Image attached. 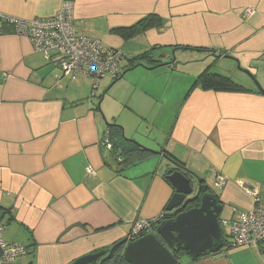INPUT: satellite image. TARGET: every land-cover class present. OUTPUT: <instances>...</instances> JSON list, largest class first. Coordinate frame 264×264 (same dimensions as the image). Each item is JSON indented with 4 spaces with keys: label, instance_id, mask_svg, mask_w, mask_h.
Returning <instances> with one entry per match:
<instances>
[{
    "label": "crops",
    "instance_id": "obj_1",
    "mask_svg": "<svg viewBox=\"0 0 264 264\" xmlns=\"http://www.w3.org/2000/svg\"><path fill=\"white\" fill-rule=\"evenodd\" d=\"M61 5L0 0V208L12 216L4 220L3 239L26 246L28 264H73L133 236L138 222L155 223L166 213L174 195L160 171L166 161L153 153L117 170L114 130L104 118L119 124L99 106L106 93L118 102L140 93L152 104L163 102L150 70L143 69L146 91L141 84L135 91L128 73L118 80L132 64L144 63L136 57L156 48L153 62L176 55L177 61L200 63L193 78L206 65L216 66L246 92L193 89L177 110L167 147L150 143L151 149L171 154L204 181L227 211L222 220L229 219V207L234 214L255 206L245 188L257 189L264 204V0H75L78 33L124 53L120 76L99 81L96 91L83 76H63L57 60L36 52L27 37L2 32L9 19L53 18ZM247 8L255 13L245 18ZM150 14L165 27L118 34ZM89 166L95 176L87 174ZM217 174L228 179L223 190L215 186ZM191 260L182 258L184 264H264V245Z\"/></svg>",
    "mask_w": 264,
    "mask_h": 264
},
{
    "label": "built area",
    "instance_id": "obj_2",
    "mask_svg": "<svg viewBox=\"0 0 264 264\" xmlns=\"http://www.w3.org/2000/svg\"><path fill=\"white\" fill-rule=\"evenodd\" d=\"M74 9L75 0H62L61 9L53 18L30 22L16 19L8 21L15 25L17 34L31 41L36 52L42 53L48 60L56 59L63 76L72 81L83 76L93 83V91H96L101 79H116L120 76L124 53L78 33ZM254 13L253 8H247L244 17ZM86 172L89 176H95L91 166L86 168ZM227 183L228 179L224 175L217 174L215 186L218 190H223ZM245 192L254 198L255 206L234 213L230 220H222L221 223L222 226H230L229 239L233 249L264 245V204L260 201L257 189L245 188ZM152 228V222H138L133 237L148 234ZM4 229L0 223V264H27L24 260L27 262L30 256L29 249L21 244L6 242L3 239Z\"/></svg>",
    "mask_w": 264,
    "mask_h": 264
},
{
    "label": "water",
    "instance_id": "obj_3",
    "mask_svg": "<svg viewBox=\"0 0 264 264\" xmlns=\"http://www.w3.org/2000/svg\"><path fill=\"white\" fill-rule=\"evenodd\" d=\"M143 66L140 64L129 68L118 80ZM172 66H177L175 57L172 61L164 64L150 68L144 67L151 71ZM244 71L250 77L252 76L249 71ZM255 82L260 88L258 82L256 80ZM104 98L105 94L99 106ZM100 113H103L101 107ZM104 122L108 128L113 125L106 118H104ZM116 126L120 127L125 137L124 128ZM140 148L141 150L145 149L141 146ZM152 152L162 156L166 161V165L160 168V171L165 173L174 189V195L165 209L166 213L156 222L151 233L141 234L137 238L130 236L118 242L111 250L105 249L84 256L73 264H104L113 257L115 250L120 247L124 249L123 256L128 264H179L175 255L181 252L192 260H197L219 254L226 247L221 225L224 205L219 202L217 196L212 192H203L201 182L198 179L187 177L188 171L166 154ZM195 202H198V206L189 208Z\"/></svg>",
    "mask_w": 264,
    "mask_h": 264
},
{
    "label": "rangeland",
    "instance_id": "obj_4",
    "mask_svg": "<svg viewBox=\"0 0 264 264\" xmlns=\"http://www.w3.org/2000/svg\"><path fill=\"white\" fill-rule=\"evenodd\" d=\"M174 57L176 59V64H177V68L175 70L168 67H162L154 71L152 70L147 72L152 74L151 75L152 79H155L154 77L158 76L155 79L156 91L154 92L158 93L156 95L159 97H162V95L165 93L163 97V102H160L158 104L155 102V104H152L149 98L146 97L148 99H145V96L141 95V93L139 95L142 96L143 100L139 99L140 98L138 97L139 95L136 97L130 95L128 98H123L122 102H118L117 100L118 98L114 100L115 98L110 97L111 96L110 92L109 95H107V93L105 94L106 97L100 106L101 110L103 112L106 107L109 109V113L115 115L116 122L124 127L125 130L124 140L128 142L134 141L136 144L140 145L141 147L151 151H156V150L151 149L150 143L154 145L156 143H160L162 147H167L166 141L168 139V135L170 133L171 127L174 123L179 106L182 104L183 100L186 98L187 94L189 93L194 83V80L202 72L206 70V67L208 68V66L206 65L205 68H202L200 70V73L193 78V76H191L193 74L195 75L193 70L195 69L197 70V68L202 67V65H200V63L187 64L177 61L176 55L172 56L171 61L172 59H174ZM147 63H148V58L145 59L144 63L141 62L138 64L149 67L146 65ZM164 63L167 62H161L156 64L155 66ZM124 64L125 63H122V66ZM144 66L142 68H138L137 70H134L133 72L128 73L129 76L127 75L135 83L136 86L135 91H138V89L136 88H139L140 84H141L140 89H142V87L144 89L145 87L146 84L145 81L147 79H145L146 71H143V69L144 70L147 69H145ZM215 67L216 66H214L213 68ZM213 68L211 67L212 71L219 74L221 73L217 70V68L216 69ZM102 80L103 79H101L100 82H102ZM143 91L146 90L144 89ZM98 93L99 94L95 98V100L97 101L96 103L99 104L100 102L99 97L102 96L103 94L101 89H99ZM170 96H173V98L168 99ZM109 123L111 124L112 120H109ZM195 189L197 190V188ZM226 212H227L226 210L223 212L221 216L222 219L226 217ZM232 214H233L232 208L229 207V213L227 216L229 219L227 220L231 219ZM222 229L225 232V234H230L229 225H223ZM24 262L27 263L25 260Z\"/></svg>",
    "mask_w": 264,
    "mask_h": 264
},
{
    "label": "trees",
    "instance_id": "obj_5",
    "mask_svg": "<svg viewBox=\"0 0 264 264\" xmlns=\"http://www.w3.org/2000/svg\"><path fill=\"white\" fill-rule=\"evenodd\" d=\"M4 27H7V28L4 29ZM4 27H2L3 33H6V34L17 33L15 25L11 24L10 21H6V26L4 25ZM164 27H165L164 22L158 15L150 14V15L144 17L142 20H140L139 23L135 27L127 28V29H123V30H117V31H118L119 35H121L123 37H127V36H130V34H132V33L142 35V34L147 33L150 30H153V29L154 30H161ZM156 49H153V50H150L148 52L141 54L140 56L136 57L134 59V61H145V59L148 58V61H149V63H151L152 66H155L156 64L161 63V62H153L154 61L153 60V53ZM181 49L188 50L189 48H181ZM198 50L202 51L200 49H198ZM206 53H209V52H206ZM211 53H214V52H211ZM131 67H134V64H132ZM195 88H200V89L205 90V91H215V92H246L244 87L238 85L236 82H234L228 76H225V75H222V74H219V73L212 71L211 67L206 68V70L204 72H202L194 80V83H193L190 91H192ZM108 129L111 131L114 130L113 138H115L116 142H114L111 151H112V154L115 158V161L117 162V163H115L117 170L119 169V167L122 168V170H123L128 165L135 164V163L145 159L147 156L153 154V152L151 150H147V149L141 150L140 146L137 145L136 143L128 142V141L124 140L125 137L123 136V132L121 131L120 127H118L116 125H112ZM165 154L170 159H172L173 161L178 163L176 161V159H174V157L171 154H168L166 152H165ZM186 176L191 178V179H194V178L196 179L195 176L193 177L189 173H187ZM199 181L201 182L203 192H212L208 186L204 185V181H202L200 179H199ZM216 196H217L219 202H221L218 195H216ZM197 206H198V202H195L193 205H190L189 208L197 207ZM5 218H6L7 223H9L8 222L9 218L11 221V219H12L11 211L7 210V209H1L0 208V223L4 226V228L6 227L5 226L6 222L4 221ZM223 235H224L225 241H226V247L223 250H226L227 248H229L230 250H233L232 246L230 245L229 234H225V232L223 231ZM116 244H114L113 246H111L110 248H107V249L111 250ZM98 252H100V251H98ZM98 252H96V253H98ZM123 253H124V249L122 247L117 248L113 254V257L111 259L107 260L104 264H128L127 261L124 259ZM175 256L179 260V264H184V261H182V258L187 257V255L185 253L181 252L180 254L175 255ZM197 260H200V259H197ZM197 260H191V261H197Z\"/></svg>",
    "mask_w": 264,
    "mask_h": 264
},
{
    "label": "flooded vegetation",
    "instance_id": "obj_6",
    "mask_svg": "<svg viewBox=\"0 0 264 264\" xmlns=\"http://www.w3.org/2000/svg\"><path fill=\"white\" fill-rule=\"evenodd\" d=\"M155 224H156V222L155 223H153V227L155 226ZM153 229V228H152Z\"/></svg>",
    "mask_w": 264,
    "mask_h": 264
}]
</instances>
